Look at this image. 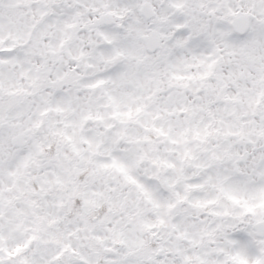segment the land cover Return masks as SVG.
I'll return each mask as SVG.
<instances>
[{
    "label": "snow or ice",
    "instance_id": "obj_1",
    "mask_svg": "<svg viewBox=\"0 0 264 264\" xmlns=\"http://www.w3.org/2000/svg\"><path fill=\"white\" fill-rule=\"evenodd\" d=\"M0 264H264V0H0Z\"/></svg>",
    "mask_w": 264,
    "mask_h": 264
}]
</instances>
